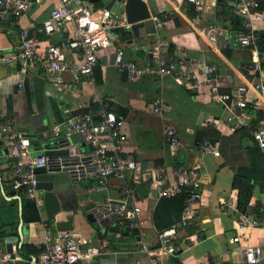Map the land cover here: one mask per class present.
Returning a JSON list of instances; mask_svg holds the SVG:
<instances>
[{"label": "crops", "instance_id": "crops-1", "mask_svg": "<svg viewBox=\"0 0 264 264\" xmlns=\"http://www.w3.org/2000/svg\"><path fill=\"white\" fill-rule=\"evenodd\" d=\"M107 1L97 0L90 6L99 10ZM141 1L145 3L149 16L161 18L165 15L166 24L156 28L147 18L127 24V27L109 28L110 46L98 54L97 65L92 71L94 83L76 84L73 95L64 88L49 84L36 60L25 69L21 78L16 67L10 66L6 77L0 79V125L7 123L23 131L29 139L37 140V144L30 146L35 154L51 146L48 128L62 119L64 110L71 113L90 111L93 108L90 100L94 95L105 99L106 109L123 119V131L128 140L124 152L134 161L147 168L161 164L196 166L201 173V196L193 204L195 215L188 226L190 229L179 233L177 253L163 255L159 263L172 264L174 260L177 264H243L236 244L229 240L234 234L232 208H236V190L231 187V178L238 167L248 165L252 147L249 132L229 127L228 112L212 102L206 88L197 91L176 84L169 77L153 74L126 81L115 72L110 58L112 51L118 48L123 60L149 66L148 51L152 47H163L166 57V48L170 46V55L174 58L211 65L219 81V91L226 92L233 84L249 87L250 81H256L255 62L260 66L257 52L238 47L231 40L227 47L219 48L218 43H209L199 32L207 23L221 25L228 34L238 30L237 18L232 14L233 0H207L198 11L183 0ZM55 4L56 0H40L20 16L16 24L0 22V54L11 52L18 44L20 27L37 28ZM108 10L111 18L122 12L119 4ZM37 38L43 42L46 38L62 42L64 36L57 32L48 37L37 33ZM62 77L64 83L70 85L68 74L64 73ZM247 96L264 103V99L250 88ZM159 99L169 108L155 115L151 106ZM254 113L248 111L250 120ZM261 118L260 122L264 119V112ZM163 123L175 129L181 142L173 157L169 156L161 141ZM205 138L216 143L218 156L199 151V143ZM258 157L264 168L262 155ZM9 179L8 159L0 147V231L5 237L16 236V226L20 223L23 227L21 237L11 242L10 251L22 259L21 264H29L26 260L41 242V223L39 219L31 221L33 212L26 199L17 192L6 193L3 189L2 185H7ZM55 179L53 190L62 210L56 220L71 217V229L63 231L79 234L93 246L106 244L98 255L76 264H147L144 254L137 252L134 229L123 227L117 230L104 226L97 230L91 217L85 213L90 200L116 198L118 180H108L105 191L95 192L91 189V181L71 183L64 173H56ZM130 190L141 205L138 226L147 245L154 247L158 230L152 224L151 214L158 199L145 183L134 185ZM263 202L264 184L260 192L258 188L255 190L248 205L259 209ZM47 226L55 229L53 221ZM243 233L248 243L264 242V233L260 230ZM4 236L0 238V251H4Z\"/></svg>", "mask_w": 264, "mask_h": 264}, {"label": "built area", "instance_id": "built-area-1", "mask_svg": "<svg viewBox=\"0 0 264 264\" xmlns=\"http://www.w3.org/2000/svg\"><path fill=\"white\" fill-rule=\"evenodd\" d=\"M40 0H0V22L16 24L20 16ZM194 11H198L207 0H183ZM216 0H213V2ZM232 14L237 18L238 30L228 34L221 25L207 23L200 27V34L209 43H218L219 48L227 47L229 40L238 47L256 51L257 32H264V8L257 6L256 0H235ZM156 28L166 24L165 16H149ZM116 26L127 27L123 12L111 18L108 9L94 10L87 0H56L46 18L35 28L20 27L18 44L8 53L0 54V65L16 67L19 78L25 69L38 61L45 80L55 87L64 88L70 95L75 93L76 84L92 85L93 68L97 65L100 51L110 46L108 29ZM64 36L63 41L49 39L41 41L37 33L48 37L53 33ZM150 65L138 66L130 60H123L121 50L115 48L111 54V65L115 72L126 81H134L147 74L169 77L176 84L185 85L199 91L206 88L212 102L223 106L228 112L227 124L233 130L243 128L249 131L253 143L264 157V119L254 129H250L248 111L260 109L264 103L257 98H248L250 88L264 99V70L255 62L258 71L256 81L249 87L233 84L228 91H219V81L213 67L200 61L165 57L164 48L154 46L149 51ZM69 76L67 85L62 75ZM65 85V86H64ZM68 86L72 87L71 89ZM91 103L95 108L86 112L71 113L64 110L62 119L48 128L51 146L33 154L30 139L26 134L7 123L0 125V147L8 159L10 187L24 199L30 201L41 223V242L36 253L26 263L29 264H76L98 255L106 244L87 245L89 242L79 234L50 229L40 211L41 198L35 188L33 169L43 167L51 173H64L71 183L92 182L95 192L105 191L108 180L119 181L116 198L90 200L85 207L98 228L112 226L134 229L137 252L144 254L147 264H160L163 255L173 256L178 251L179 233L194 219L193 204L200 199V175L196 166L156 165L144 167L125 154L128 143L123 131V119L106 109L105 99L94 95ZM169 106L162 100L154 101L151 111L159 115ZM161 141L170 157L181 146L175 129L163 123ZM201 153L218 156L216 143L208 138L199 143ZM47 152V153H46ZM148 184L155 198H170L181 192L188 196L178 220L155 234L156 246H148L139 228L140 202L133 198L132 186ZM262 216L239 212L232 208L233 236L243 264H264V242L248 243L243 231L251 229L264 233V202L260 208ZM42 216V217H41ZM44 222V224H43ZM186 239V237H184ZM22 259L11 252L0 251V264H21ZM202 264H208L203 262Z\"/></svg>", "mask_w": 264, "mask_h": 264}, {"label": "trees", "instance_id": "trees-1", "mask_svg": "<svg viewBox=\"0 0 264 264\" xmlns=\"http://www.w3.org/2000/svg\"><path fill=\"white\" fill-rule=\"evenodd\" d=\"M235 1V0H233ZM257 6L259 8H264V0H256ZM96 5V4H95ZM165 16V15H164ZM256 43V52L259 61L260 69L264 70L263 60H264V32H257ZM171 47L167 46L166 48V57H172L170 54ZM93 108H95V104H93ZM92 108V109H93ZM254 116H252L250 120V129H254L258 126L260 120L262 119V112L260 109H254ZM115 114V113H114ZM116 115V114H115ZM117 116V115H116ZM243 129V128H240ZM245 130V129H244ZM247 131V130H246ZM249 132V131H248ZM250 136V134H249ZM251 139V137H250ZM252 141V139H251ZM263 153L259 150V148L253 143L252 147L249 150L248 154V165L243 167H238L233 177L231 178V187L236 190V209L239 212H248L254 214L256 216H262L261 210L258 207L252 208L248 205L250 197L254 194L257 189L256 183L257 181L262 182L264 184V168L263 163L260 161V157ZM188 196L187 192H181L170 198H158L156 205L151 214V221L153 226L157 230H161L170 226L179 218L180 211L182 206L184 205L186 198ZM28 201V200H26ZM29 206L33 212V216L30 218L31 221H36L38 219L36 211L30 201H28ZM190 228H186L185 232ZM4 236V232L0 231V238ZM37 251V250H36ZM36 251L34 253H36ZM33 253V254H34ZM172 264H177L174 260Z\"/></svg>", "mask_w": 264, "mask_h": 264}, {"label": "water", "instance_id": "water-1", "mask_svg": "<svg viewBox=\"0 0 264 264\" xmlns=\"http://www.w3.org/2000/svg\"><path fill=\"white\" fill-rule=\"evenodd\" d=\"M89 3H94L97 0H87ZM119 4L120 8L124 15L125 23L132 24L137 21H141L144 19L149 18L148 10L146 5L141 0H109L104 5V9H109L112 4ZM120 29V28H119ZM7 66L0 65V79L6 77L8 73ZM30 144H37V140L30 139ZM47 153V152H46ZM34 178L36 180L35 188L38 191V194L41 198V206L40 211L45 219L46 226L48 225L49 221H53L54 228L56 230H70L71 225V217L67 216L62 220H56V216L59 214L61 210L59 201L55 195L53 190V186L56 181V173L48 172L43 167H38L33 169ZM256 186L258 191L260 192L263 183L257 182ZM3 189H5L6 193L15 192L9 184L2 185ZM97 230L99 228H96ZM23 227H21L20 223L16 226V236H4L3 243H4V251H10L11 242L15 241L17 238L21 237Z\"/></svg>", "mask_w": 264, "mask_h": 264}, {"label": "rangeland", "instance_id": "rangeland-1", "mask_svg": "<svg viewBox=\"0 0 264 264\" xmlns=\"http://www.w3.org/2000/svg\"><path fill=\"white\" fill-rule=\"evenodd\" d=\"M101 1H102V0H101ZM99 3H101V2H99ZM115 5H116V4H113V5L111 6V10L114 9ZM88 215H89V214H88ZM89 216H90V215H89ZM90 217H91V216H90ZM91 219H92V218H91ZM92 221H93V220H92ZM94 224H95V223H94ZM95 227L98 228V227L96 226V224H95ZM87 245H90V244L88 243Z\"/></svg>", "mask_w": 264, "mask_h": 264}]
</instances>
